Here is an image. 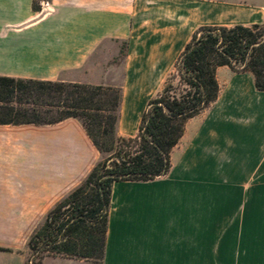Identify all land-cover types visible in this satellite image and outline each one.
Returning a JSON list of instances; mask_svg holds the SVG:
<instances>
[{"label": "crops", "instance_id": "crops-1", "mask_svg": "<svg viewBox=\"0 0 264 264\" xmlns=\"http://www.w3.org/2000/svg\"><path fill=\"white\" fill-rule=\"evenodd\" d=\"M255 24L264 25V0H0V77L119 88L116 134L133 137L147 101L198 28ZM109 47L111 61L121 57L118 83L105 74ZM215 80L216 100L186 121L167 174L113 183L100 264H258L246 240H202L203 207L227 196L235 167L264 166V91L254 89L249 73L225 66ZM97 155L75 119L0 126V216L35 225ZM203 247L215 254L203 256ZM69 262L92 264L64 257L41 264ZM0 264L24 259L7 255Z\"/></svg>", "mask_w": 264, "mask_h": 264}, {"label": "trees", "instance_id": "trees-1", "mask_svg": "<svg viewBox=\"0 0 264 264\" xmlns=\"http://www.w3.org/2000/svg\"><path fill=\"white\" fill-rule=\"evenodd\" d=\"M222 66L249 73L254 89L264 91V25L198 28L128 138L116 134L119 88L0 77V126L75 119L100 157L28 236L31 263L41 264L45 257L101 263L113 183L147 182L167 174L170 152L186 121L216 100L215 71Z\"/></svg>", "mask_w": 264, "mask_h": 264}, {"label": "rangeland", "instance_id": "rangeland-1", "mask_svg": "<svg viewBox=\"0 0 264 264\" xmlns=\"http://www.w3.org/2000/svg\"><path fill=\"white\" fill-rule=\"evenodd\" d=\"M112 50L113 47L106 50L107 55L104 60L107 70L105 74L111 75L112 83H118L122 74L119 70L121 57L118 55L114 62L111 61L112 56L108 52ZM132 123L135 128V122ZM98 160H100L99 155H97ZM234 171V184L227 187V196L221 197L219 193L220 197L216 201L212 200L211 206L203 207V244L224 239L246 240L248 247L245 249L248 253L255 251L256 263L264 264V166L244 169L235 167ZM42 218L43 216L33 225L28 217L0 216V249H2L0 257L8 255L12 262L24 259V264H33L28 260L26 240ZM25 224H27L26 227ZM230 225L235 226L231 228ZM242 226L245 230L239 231ZM202 250L203 256L215 254V248L203 247ZM224 254L219 253L218 255ZM69 264L76 263L69 262ZM203 264L221 263L203 262Z\"/></svg>", "mask_w": 264, "mask_h": 264}]
</instances>
